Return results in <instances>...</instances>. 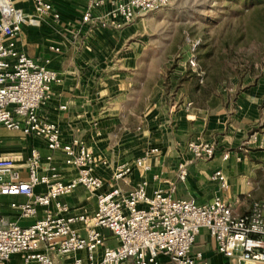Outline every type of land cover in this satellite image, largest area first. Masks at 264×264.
Instances as JSON below:
<instances>
[{
	"label": "built area",
	"instance_id": "obj_1",
	"mask_svg": "<svg viewBox=\"0 0 264 264\" xmlns=\"http://www.w3.org/2000/svg\"><path fill=\"white\" fill-rule=\"evenodd\" d=\"M110 1L107 8L106 0H87L81 21L121 27L144 13L161 11L171 0ZM31 2L35 16L16 7L14 0H0V127L41 138L50 153L42 157L32 148L25 178L14 157L0 154V264H196L203 256L192 253L191 247L202 227L214 239L218 254L264 263V198L252 200L249 209L237 215L232 204L219 195L200 204L194 198L173 199L174 185L166 190L156 188L149 195L145 178L130 191L116 185L99 192L104 181L93 173L96 161L89 147L76 138L62 142L58 125L40 114L51 86L60 84L62 78L49 66L50 59L39 63L27 56L18 47L17 37L22 25L37 24L36 16H51L57 25L62 18L50 2ZM189 65L195 66L193 59ZM186 148L192 156L178 164L179 181L187 177V165L193 159L216 156L214 145L206 141H189ZM157 151L151 148L135 159L134 166L149 172V154ZM55 152L62 155L64 165L75 170L70 179L61 176ZM223 154L227 160L229 154ZM132 168L127 162L117 164L112 180L127 178ZM210 178L221 191L230 190L222 168H216ZM37 186L43 190L35 191ZM79 186L95 195L94 210L72 213L62 201ZM16 195L27 199L11 201L8 208L22 218L36 217L28 225L11 221L1 211V197ZM105 229L114 237L115 246L106 244ZM71 254L75 256L65 261Z\"/></svg>",
	"mask_w": 264,
	"mask_h": 264
},
{
	"label": "crops",
	"instance_id": "obj_2",
	"mask_svg": "<svg viewBox=\"0 0 264 264\" xmlns=\"http://www.w3.org/2000/svg\"><path fill=\"white\" fill-rule=\"evenodd\" d=\"M46 1L61 14V24H55L48 15L36 16L37 24L22 25L17 37L18 47L39 63L50 59L49 66L61 76L62 82L51 86L39 111L58 125L62 142L76 138L89 147L96 161L93 173L104 181L99 192L116 185L130 191L138 180L145 178L149 195L156 188L166 190L174 185L173 199L194 198L200 204L219 195L232 204L235 214H244L251 205L247 198L250 188L240 163L231 158L223 160L222 155L242 139L251 122L264 114V80L250 85L231 102L224 96L214 95L203 105L192 106L184 88L176 87V82L186 72L185 60L170 73L168 89L172 97L164 96V86H159L157 74L149 78L150 74L141 73L146 46L135 37V19L121 27L86 24L81 17L87 0ZM14 4L35 16L31 0H14ZM105 5L110 8L111 1L106 0ZM227 103L233 106L232 114ZM189 141L212 143L216 156L210 160L193 159L187 165V177L179 181L178 164L192 156L186 148ZM32 148H37L42 157L50 153L41 138L0 127V154L15 158L23 178ZM151 148L158 151L149 154L147 162L151 170L144 172L134 166V161ZM54 159L64 180L74 176L75 170L64 165L61 154L55 152ZM124 162L133 164L131 175L123 180H112L115 166ZM216 168L228 174V192L221 191L211 180ZM236 175L244 183L247 194L231 202L234 183L231 179ZM41 190V186L35 188V191ZM26 199L22 195L2 196L1 211L11 221L29 222L28 225L36 217L22 218L17 211L8 208L9 202ZM62 201L69 205L72 213L96 207L95 195L80 186L62 197ZM112 240L115 241L113 236ZM191 252L203 256L196 264H264L240 261L237 255L229 258L218 254L214 239L204 227L195 236Z\"/></svg>",
	"mask_w": 264,
	"mask_h": 264
},
{
	"label": "rangeland",
	"instance_id": "obj_3",
	"mask_svg": "<svg viewBox=\"0 0 264 264\" xmlns=\"http://www.w3.org/2000/svg\"><path fill=\"white\" fill-rule=\"evenodd\" d=\"M134 23L135 37L146 46L141 73L150 74L149 78L156 73L164 96L172 97L170 73L185 60L186 70L197 73L196 79L188 77L182 84L192 106L203 105L214 95L231 102L241 91L264 80V0H171L168 7L144 13ZM190 59L195 66L189 65ZM227 104L232 114L233 106ZM224 153L240 163L250 188L249 202L264 198V114ZM231 181L230 201L246 196L241 178L236 175ZM105 233L106 244L115 245L111 232Z\"/></svg>",
	"mask_w": 264,
	"mask_h": 264
},
{
	"label": "trees",
	"instance_id": "obj_4",
	"mask_svg": "<svg viewBox=\"0 0 264 264\" xmlns=\"http://www.w3.org/2000/svg\"><path fill=\"white\" fill-rule=\"evenodd\" d=\"M255 1H260V0H255ZM188 77H193V78H197V73H193L190 69L186 70L185 74L179 79V81L176 84V87H180L182 86V84L184 83V81L188 78Z\"/></svg>",
	"mask_w": 264,
	"mask_h": 264
}]
</instances>
